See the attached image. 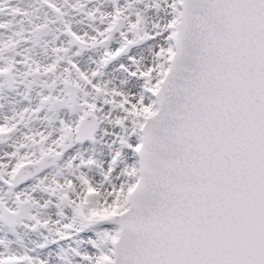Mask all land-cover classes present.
<instances>
[{
  "label": "snow or ice",
  "instance_id": "1",
  "mask_svg": "<svg viewBox=\"0 0 264 264\" xmlns=\"http://www.w3.org/2000/svg\"><path fill=\"white\" fill-rule=\"evenodd\" d=\"M0 264H264V0H0Z\"/></svg>",
  "mask_w": 264,
  "mask_h": 264
}]
</instances>
